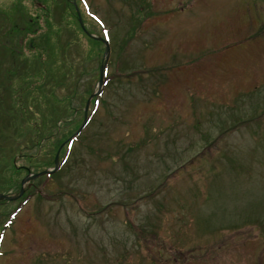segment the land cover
<instances>
[{"label":"rangeland","instance_id":"obj_1","mask_svg":"<svg viewBox=\"0 0 264 264\" xmlns=\"http://www.w3.org/2000/svg\"><path fill=\"white\" fill-rule=\"evenodd\" d=\"M71 3L0 0V264H264V0Z\"/></svg>","mask_w":264,"mask_h":264},{"label":"trees","instance_id":"obj_2","mask_svg":"<svg viewBox=\"0 0 264 264\" xmlns=\"http://www.w3.org/2000/svg\"><path fill=\"white\" fill-rule=\"evenodd\" d=\"M77 3H80V0H75ZM72 4V3H71ZM70 8H71V10H72V15L73 16H76L75 15V12H74V6L72 5H70ZM83 11V13H86L87 12V10L86 9H84V10H82ZM82 19V18H81ZM82 22H84V20L82 19ZM76 25H77V30H78V32L79 33H81L82 35H83V33L86 35V37H87V39L90 41V45H89V52H94V53H98L99 51H100V45H102L101 43H100V41L103 43V41H102V39H97V38H94V37H91V36H87V34H86V32H84L82 29H81V27H80V25H79V23L77 22V20H76ZM83 25V24H82ZM100 37L101 38H103L104 39V37H103V35H101L100 34ZM30 48L29 49H32L33 48V41L31 42V44H30V46H29ZM37 49H38V47H37ZM50 81V80H49ZM48 84H50V83H45V81L43 82V83H40V85H41V87L43 88V92H45V94H44V97H45V99H47V96H49V97H51V98H54V95H52L54 92H53V88H54V85L53 84H50L51 86H48ZM40 85H38L37 87H40ZM33 86V85H32ZM38 89V88H37ZM97 98H98V95H93L92 96V99L91 100H93V102H96V100H97ZM72 122L70 121V120H63V125L66 127V126H69L70 124H71ZM80 123H81V121L79 122V124H78V126L74 129V131L79 127V125H80ZM85 126H86V124H85ZM84 125H83V127H85ZM60 129H61V131H62V127L60 126ZM71 130V129H70ZM51 132V138H54L55 136L57 137L58 136V132H59V126H58V124L57 125H55L51 130H50ZM74 131H70V134L66 137V139L64 140V143H63V145H62V147H63V149L65 150V148H66V146L69 144H71V142H73V140L75 139V137H76V135H79V132L81 131H79L77 134H74ZM72 132V133H71ZM45 138L46 139H48L47 138V135L45 136ZM45 140V139H44ZM57 147V146H56ZM64 155V154H63ZM29 157H32V156H29ZM33 158V157H32ZM61 159H60V161H62L63 160V158H64V156H62V157H60ZM58 160H59V158H58ZM53 162V161H52ZM33 166H34V164H33ZM45 175H48V174H43V176H45ZM18 192V191H17ZM22 195V194H21ZM20 195V196H21ZM19 196V197H20ZM28 196V195H27ZM26 195H24V196H22L21 197V200H19V202L16 204V205H14V206H12V202L11 201H14V200H5V199H0V215L2 216V217H4V218H7L8 220L11 218V216H13V214L16 212V211H18L19 210V208H20V204H21V201H22V203L26 200V197H27ZM7 220V221H8ZM6 221V222H7ZM1 225V224H0ZM2 225H3V222H2Z\"/></svg>","mask_w":264,"mask_h":264},{"label":"water","instance_id":"obj_3","mask_svg":"<svg viewBox=\"0 0 264 264\" xmlns=\"http://www.w3.org/2000/svg\"><path fill=\"white\" fill-rule=\"evenodd\" d=\"M72 3L74 5V1L73 0H72ZM74 8H75V11H76V14H77V9H76L75 6H74ZM77 20H78V23H79L80 27L83 29V26H82L80 18L77 17ZM96 38H98V37H96ZM103 43H104V62H105V60L107 58V53L109 51V47H108L107 43H105V42H103ZM102 70H103V65H101L99 67V74H98V79H97V87L98 88L102 85ZM95 93L96 92L91 93V95L89 97L93 96V94H95ZM85 118L86 117H85V112H84L82 121H81L79 127L74 131V134H77L82 129V127H83V125L85 123V120H86ZM56 167H57V153L54 155V158H53V167H49V168L43 169L41 171H38L36 173H33V174L29 175V176H26V177L22 178L21 181H20L19 190H18V192L16 194H14V195H3V194H0V199H5V200H14V199H16L23 192V189H24L23 185H24L25 181L29 177H33L34 178V177H37V176H39L41 174H44V173L53 172L56 169Z\"/></svg>","mask_w":264,"mask_h":264}]
</instances>
